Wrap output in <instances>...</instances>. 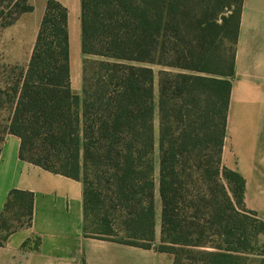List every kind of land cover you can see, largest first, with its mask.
I'll list each match as a JSON object with an SVG mask.
<instances>
[{
    "label": "trees",
    "instance_id": "16d2710c",
    "mask_svg": "<svg viewBox=\"0 0 264 264\" xmlns=\"http://www.w3.org/2000/svg\"><path fill=\"white\" fill-rule=\"evenodd\" d=\"M243 5L82 0L77 93L68 8L47 0L28 64L10 66L0 88L1 146L14 134L21 159L82 181L88 236L150 247L159 196L157 248L173 264H264V218L247 208L246 179L224 161ZM33 10L0 0V30ZM34 202L33 191L9 192L0 246L32 224Z\"/></svg>",
    "mask_w": 264,
    "mask_h": 264
},
{
    "label": "crops",
    "instance_id": "0c3cea01",
    "mask_svg": "<svg viewBox=\"0 0 264 264\" xmlns=\"http://www.w3.org/2000/svg\"><path fill=\"white\" fill-rule=\"evenodd\" d=\"M58 1L68 8L70 43L73 26L75 35L78 38L81 36L82 53V0ZM32 5L34 10L28 14L36 10L37 5ZM46 5L47 0L45 9ZM45 9L40 20L34 21V25L29 28L33 29L34 34L29 57ZM19 22L20 19L10 26H19ZM20 28L25 31L27 24ZM232 85L227 138L230 135V149H233L237 160L233 164L228 161L227 166L245 177V203L264 218V154L257 156L253 152L257 147L252 146V156L247 147L241 158L232 143V133L236 131L237 124L235 109L242 107L258 110L260 103L254 97L264 93V0H244ZM76 90L81 93L78 88ZM250 120L245 124L246 127L255 123L253 120L251 124ZM20 144L18 136L7 134L1 146L0 211L12 189L30 190L35 194L34 217L30 226L18 229L0 246V264H173V255L157 248L161 237L162 206L159 196L156 199L155 239L150 247L88 236L84 232L82 181L21 159ZM227 154L226 139L224 160Z\"/></svg>",
    "mask_w": 264,
    "mask_h": 264
},
{
    "label": "rangeland",
    "instance_id": "374dc122",
    "mask_svg": "<svg viewBox=\"0 0 264 264\" xmlns=\"http://www.w3.org/2000/svg\"><path fill=\"white\" fill-rule=\"evenodd\" d=\"M28 2L30 4L35 3L37 5L36 10L30 14H28V12L21 14L18 18L20 19L19 26H8L0 30V88L4 87V81L7 80L12 74V68L10 66L20 65L22 67H25L29 62L30 42L32 41L34 35L33 29L29 28L30 26L34 25V21H36L37 19L40 20L41 14L45 9L46 0H28ZM25 23L27 24V28L25 29V31H23V28L20 27ZM72 31L73 38L70 43L72 88L75 89V91H77V88L79 91H81L83 61L81 53V36H79L78 38V36L75 35L73 26ZM153 68L156 73L155 84L157 93V73L160 69V66L154 65ZM254 98L260 103V108L258 110L255 111L251 108L247 109L238 106V108L235 109L237 124L236 131L232 133V143L235 151L240 157L243 155V153L245 154V150L247 147L249 148L248 153L251 157L253 154L252 146L257 147L256 151H253L257 156H262L264 154V93H262L259 97L255 95ZM244 104L249 103L245 102ZM1 118L2 117L0 116V119ZM248 120H250L251 124L253 120L255 121V123H253L251 127H246L245 124L248 123ZM155 126L157 130V114L155 116ZM229 143L230 135L227 138V153L230 156H228L227 154V157L224 160L227 165L228 161L229 163L233 164V162L237 160L233 149H230ZM242 144H244L245 146L243 145V147ZM156 175L158 176V170L156 171ZM247 208L251 209L248 206ZM113 237L124 238L126 237V235L121 231H115ZM261 240L264 242V235L261 236Z\"/></svg>",
    "mask_w": 264,
    "mask_h": 264
}]
</instances>
